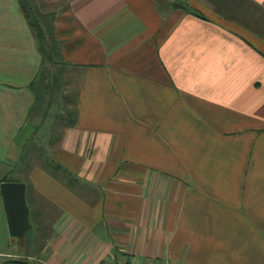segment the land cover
Returning <instances> with one entry per match:
<instances>
[{"label":"crops","instance_id":"1","mask_svg":"<svg viewBox=\"0 0 264 264\" xmlns=\"http://www.w3.org/2000/svg\"><path fill=\"white\" fill-rule=\"evenodd\" d=\"M4 181L37 262L264 264V0H0V256L33 258Z\"/></svg>","mask_w":264,"mask_h":264},{"label":"rangeland","instance_id":"2","mask_svg":"<svg viewBox=\"0 0 264 264\" xmlns=\"http://www.w3.org/2000/svg\"><path fill=\"white\" fill-rule=\"evenodd\" d=\"M46 148V147H45ZM13 178V175L10 176ZM25 180V179H23ZM27 204L30 208V222L32 224L31 229H29L25 235L23 236H14L13 243L11 246H17V249L14 247L12 249L6 248V251L18 250L21 252H25L23 254H27L28 252L35 257L23 255L25 257L16 256L15 254L11 257H1L0 256V264H8L9 260H23L29 264H45L44 262L36 261L35 258L41 257L42 247L46 244V239L48 238V234L52 230V226L49 222L44 220V218L40 219L39 216V208H37V204L27 196Z\"/></svg>","mask_w":264,"mask_h":264},{"label":"water","instance_id":"3","mask_svg":"<svg viewBox=\"0 0 264 264\" xmlns=\"http://www.w3.org/2000/svg\"><path fill=\"white\" fill-rule=\"evenodd\" d=\"M1 189L10 234L23 236L32 227L29 219L30 209L26 199V184L23 181H4Z\"/></svg>","mask_w":264,"mask_h":264},{"label":"built area","instance_id":"4","mask_svg":"<svg viewBox=\"0 0 264 264\" xmlns=\"http://www.w3.org/2000/svg\"><path fill=\"white\" fill-rule=\"evenodd\" d=\"M104 264H115V263H113L111 261H105Z\"/></svg>","mask_w":264,"mask_h":264}]
</instances>
